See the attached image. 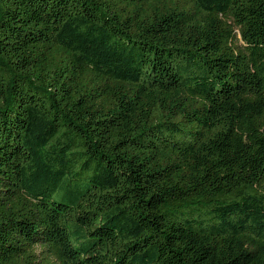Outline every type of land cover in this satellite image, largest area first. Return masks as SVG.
<instances>
[{
    "label": "trees",
    "instance_id": "16d2710c",
    "mask_svg": "<svg viewBox=\"0 0 264 264\" xmlns=\"http://www.w3.org/2000/svg\"><path fill=\"white\" fill-rule=\"evenodd\" d=\"M0 264H264V0H0Z\"/></svg>",
    "mask_w": 264,
    "mask_h": 264
},
{
    "label": "rangeland",
    "instance_id": "374dc122",
    "mask_svg": "<svg viewBox=\"0 0 264 264\" xmlns=\"http://www.w3.org/2000/svg\"><path fill=\"white\" fill-rule=\"evenodd\" d=\"M195 217L201 218V219H207L208 218V213H202V214H194Z\"/></svg>",
    "mask_w": 264,
    "mask_h": 264
}]
</instances>
